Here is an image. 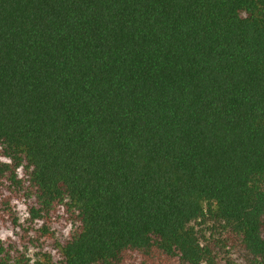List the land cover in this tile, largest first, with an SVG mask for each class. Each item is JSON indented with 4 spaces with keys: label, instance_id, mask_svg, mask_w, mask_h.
Returning <instances> with one entry per match:
<instances>
[{
    "label": "trees",
    "instance_id": "1",
    "mask_svg": "<svg viewBox=\"0 0 264 264\" xmlns=\"http://www.w3.org/2000/svg\"><path fill=\"white\" fill-rule=\"evenodd\" d=\"M0 264H264V0H0Z\"/></svg>",
    "mask_w": 264,
    "mask_h": 264
},
{
    "label": "rangeland",
    "instance_id": "2",
    "mask_svg": "<svg viewBox=\"0 0 264 264\" xmlns=\"http://www.w3.org/2000/svg\"><path fill=\"white\" fill-rule=\"evenodd\" d=\"M12 234H13V230L9 229L8 227L7 228H3L2 231H1V237L2 238H6V237H8L9 235H12Z\"/></svg>",
    "mask_w": 264,
    "mask_h": 264
}]
</instances>
